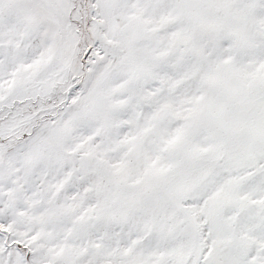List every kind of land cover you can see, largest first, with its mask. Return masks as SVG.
Here are the masks:
<instances>
[{
  "label": "snow or ice",
  "instance_id": "snow-or-ice-1",
  "mask_svg": "<svg viewBox=\"0 0 264 264\" xmlns=\"http://www.w3.org/2000/svg\"><path fill=\"white\" fill-rule=\"evenodd\" d=\"M0 264H264V0H0Z\"/></svg>",
  "mask_w": 264,
  "mask_h": 264
}]
</instances>
